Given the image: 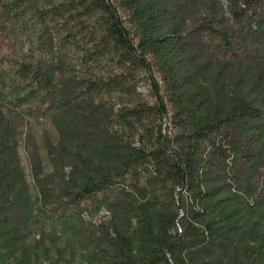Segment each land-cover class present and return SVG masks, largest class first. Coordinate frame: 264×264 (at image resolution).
<instances>
[{
  "label": "trees",
  "instance_id": "16d2710c",
  "mask_svg": "<svg viewBox=\"0 0 264 264\" xmlns=\"http://www.w3.org/2000/svg\"><path fill=\"white\" fill-rule=\"evenodd\" d=\"M0 37L28 48L0 61V264L248 254L264 199V0H0ZM36 111L57 136H43L50 173L30 150L34 199L18 136ZM102 209L99 224L82 217Z\"/></svg>",
  "mask_w": 264,
  "mask_h": 264
},
{
  "label": "rangeland",
  "instance_id": "374dc122",
  "mask_svg": "<svg viewBox=\"0 0 264 264\" xmlns=\"http://www.w3.org/2000/svg\"><path fill=\"white\" fill-rule=\"evenodd\" d=\"M61 0H56V3H59ZM27 46L20 47L16 44L13 39L8 37H0V61H4L7 66L12 64V61L8 59H14L20 56L21 53L26 52ZM74 61L76 62L80 53L75 52L74 54ZM79 59V58H78ZM92 67L86 65H77L76 72L79 75L88 74ZM97 71L98 68H95ZM101 73L103 72L100 69ZM83 73V74H82ZM137 89L141 94V97L146 101L153 103L155 102V96L153 89L151 87L150 79L147 75L141 74L140 78L137 81ZM119 107V104L115 105V109ZM20 134L18 136V151L21 158V165L26 174L27 181L29 182V191L32 197L35 199L40 195L39 186L36 184L35 175L33 172L32 164L30 161V150L37 148L41 157H42V164L44 168V173H50L53 169V162L51 156L49 155L47 149L43 144V136L46 133H50L53 135L54 138L57 136V128L54 122V118L51 114L47 111L40 113L34 112L27 116L26 123L20 127ZM254 203V210L255 213L250 215L251 222H256L257 225L254 227V234L246 243L248 248V254L243 258L240 257L236 264H264V199H260L259 202ZM94 208L91 207V210ZM109 216V213L102 209L99 212H94L92 214L87 213L84 211L82 217L89 222L94 224H99L101 221L105 220ZM48 230L50 227H46ZM73 229H70L67 233H64L63 239L60 242V245H65L68 242L67 235H74ZM82 233V230H80ZM79 234V233H78ZM81 235V234H79ZM245 241L243 242V244ZM82 251H79L78 254L80 255ZM51 255H55V249L51 250ZM66 259H70V256H65ZM52 259H54L52 257ZM54 261V260H53ZM52 261V262H53ZM223 264H228V259H223ZM56 262V261H54ZM253 262V263H252ZM63 264H86L84 260L80 257H76L74 259L69 260V262H61Z\"/></svg>",
  "mask_w": 264,
  "mask_h": 264
}]
</instances>
